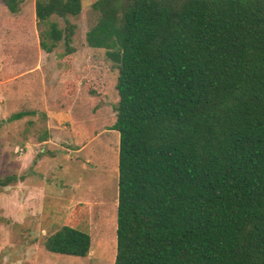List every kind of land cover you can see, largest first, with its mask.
Returning a JSON list of instances; mask_svg holds the SVG:
<instances>
[{"label":"trees","instance_id":"trees-1","mask_svg":"<svg viewBox=\"0 0 264 264\" xmlns=\"http://www.w3.org/2000/svg\"><path fill=\"white\" fill-rule=\"evenodd\" d=\"M0 1L15 15L27 0ZM92 9L88 63L73 74L69 17L82 0L34 3L40 49L63 43L66 98L77 83L102 97L116 72L114 264H264V0H95ZM43 245L84 258L91 238L63 226Z\"/></svg>","mask_w":264,"mask_h":264},{"label":"rangeland","instance_id":"rangeland-1","mask_svg":"<svg viewBox=\"0 0 264 264\" xmlns=\"http://www.w3.org/2000/svg\"><path fill=\"white\" fill-rule=\"evenodd\" d=\"M94 1L82 0L80 15L69 17L77 26L73 74L88 63ZM34 3L27 0L13 15L0 1V264H114L119 133L110 128L116 72L102 97L89 96L77 83L76 95L66 98L63 80L72 75L63 74L69 68L60 60L63 43L50 54L40 49ZM21 111L35 114L9 121ZM48 119L51 140L43 145ZM63 226L89 234L87 257L45 250V240Z\"/></svg>","mask_w":264,"mask_h":264},{"label":"crops","instance_id":"crops-1","mask_svg":"<svg viewBox=\"0 0 264 264\" xmlns=\"http://www.w3.org/2000/svg\"><path fill=\"white\" fill-rule=\"evenodd\" d=\"M32 72H36V71H38L37 70V68H35V69H33V70H31ZM30 72V71H29ZM47 118H49V114L47 115ZM50 120L48 119L47 120V126H46V133H48V138H47V140L46 141H43L42 143H43V145H46L48 142H50V133H51V131H50ZM46 135V134H45Z\"/></svg>","mask_w":264,"mask_h":264}]
</instances>
